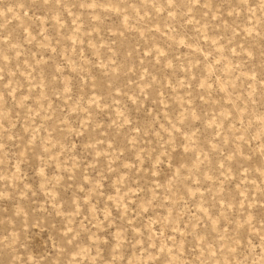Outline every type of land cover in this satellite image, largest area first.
I'll return each instance as SVG.
<instances>
[{
    "label": "rangeland",
    "instance_id": "rangeland-1",
    "mask_svg": "<svg viewBox=\"0 0 264 264\" xmlns=\"http://www.w3.org/2000/svg\"><path fill=\"white\" fill-rule=\"evenodd\" d=\"M0 264H264V0H0Z\"/></svg>",
    "mask_w": 264,
    "mask_h": 264
}]
</instances>
